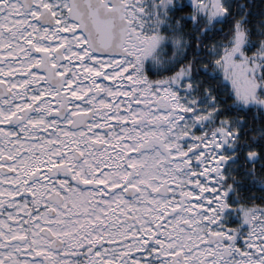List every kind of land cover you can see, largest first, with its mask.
I'll return each instance as SVG.
<instances>
[{
	"label": "snow or ice",
	"instance_id": "6c2138e0",
	"mask_svg": "<svg viewBox=\"0 0 264 264\" xmlns=\"http://www.w3.org/2000/svg\"><path fill=\"white\" fill-rule=\"evenodd\" d=\"M0 264H264V0H0Z\"/></svg>",
	"mask_w": 264,
	"mask_h": 264
}]
</instances>
